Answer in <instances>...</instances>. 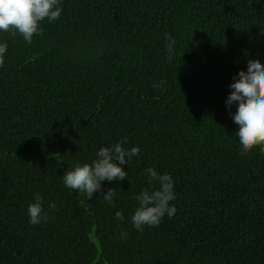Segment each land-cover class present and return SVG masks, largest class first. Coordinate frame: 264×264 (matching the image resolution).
<instances>
[{
  "label": "trees",
  "instance_id": "16d2710c",
  "mask_svg": "<svg viewBox=\"0 0 264 264\" xmlns=\"http://www.w3.org/2000/svg\"><path fill=\"white\" fill-rule=\"evenodd\" d=\"M61 6L31 44L0 32V264H264V154H240L238 104L226 105L248 61L264 66V0ZM125 138L140 148L125 180L90 200L64 186ZM149 167L173 179L176 213L141 232L136 196L159 189ZM37 193L49 219L31 225Z\"/></svg>",
  "mask_w": 264,
  "mask_h": 264
},
{
  "label": "clouds",
  "instance_id": "9594fccd",
  "mask_svg": "<svg viewBox=\"0 0 264 264\" xmlns=\"http://www.w3.org/2000/svg\"><path fill=\"white\" fill-rule=\"evenodd\" d=\"M61 4L62 0H0V32L13 36L19 34L26 43L31 44L34 35H43V29L40 27L42 21L47 19L52 22L60 18ZM174 47L175 40L168 36L165 48L169 53L167 57L169 60L172 59ZM6 53L7 43H0V66L4 63ZM238 77V79L234 77L235 82L229 86L233 91L228 96L226 105L230 110L234 103L238 104L236 112L230 114L238 126V131L234 135L238 137L240 154L245 155L255 147H259L260 152L264 154V66L258 60L250 59L247 71H239ZM164 83L165 81L154 83L153 88H160ZM126 142L125 138L123 142L111 147H102L91 164L77 165L74 169L66 171L63 175L64 186L86 195L90 200L95 192L103 191L102 181L125 180L128 173L122 166L129 163L133 156L140 154L139 147L125 149L122 143ZM145 172L149 185L155 181L159 184V189L151 192L145 189L136 196L139 206L132 215L131 222L141 232L145 225L159 226L165 214L171 218L176 213L175 206H170V202L176 199L171 176L167 173L158 174L154 167L145 169ZM116 191L109 188L103 200L111 204ZM42 200V196L37 193L34 202L28 206L31 225L49 219L42 206ZM49 209L55 210L56 204L50 202ZM115 216L120 221L124 220V215L120 211H117Z\"/></svg>",
  "mask_w": 264,
  "mask_h": 264
}]
</instances>
